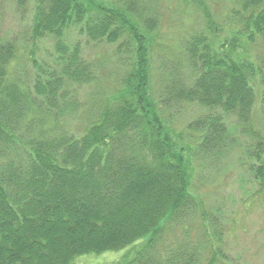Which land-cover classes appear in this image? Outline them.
<instances>
[{"label":"trees","instance_id":"1","mask_svg":"<svg viewBox=\"0 0 264 264\" xmlns=\"http://www.w3.org/2000/svg\"><path fill=\"white\" fill-rule=\"evenodd\" d=\"M190 2L202 29L164 45L140 0H0V264L219 263L191 179L237 150L264 198V0H230L223 40ZM189 105L192 148L165 129Z\"/></svg>","mask_w":264,"mask_h":264},{"label":"rangeland","instance_id":"2","mask_svg":"<svg viewBox=\"0 0 264 264\" xmlns=\"http://www.w3.org/2000/svg\"><path fill=\"white\" fill-rule=\"evenodd\" d=\"M103 1L107 4L110 2V0ZM190 1L192 0H140L143 5H150L152 8L154 6L159 11L160 28L156 32L159 33L164 45L171 39L181 40L185 35L195 30L197 33L202 29L203 14L191 5ZM206 2L213 19L225 24L222 34L218 32L219 38L223 40L230 26V0H206ZM3 9L5 18L3 27L6 32L20 30L18 18L10 10L8 2H5ZM181 34L183 35L179 36ZM104 57L101 60L103 69L116 70L112 55ZM155 64L156 60H153L152 65L156 67ZM114 80L113 77L110 78L109 83ZM201 110L197 106L189 105L180 112L178 107H173L166 112L169 116V113L174 111L173 122L170 128L166 125L165 129L173 139L178 137L184 143L188 141L189 147L192 148L196 142L190 139L185 126L188 121L194 120ZM229 119L233 120V117ZM202 170L204 173L194 175V178L202 181L196 182V179L195 181L191 179V182H194V190L198 193L195 195L200 200V208L208 221L200 219L198 214L193 215L190 222L192 226L199 228L196 229L197 234L193 228L192 238L196 241L207 238L211 242H214V237L218 238L220 245L219 255L217 254L218 264H264V198L261 193L256 194L255 185L249 186L247 175L240 171L237 150H232L219 168L209 166ZM198 213L201 215V211ZM170 225L175 223L171 222ZM205 231L207 237H204ZM121 256V254L109 255L107 261L116 260Z\"/></svg>","mask_w":264,"mask_h":264}]
</instances>
